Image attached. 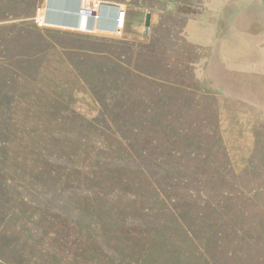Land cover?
<instances>
[{
  "label": "rangeland",
  "instance_id": "1",
  "mask_svg": "<svg viewBox=\"0 0 264 264\" xmlns=\"http://www.w3.org/2000/svg\"><path fill=\"white\" fill-rule=\"evenodd\" d=\"M105 1L173 8L125 41L0 0V264H264V78L198 32L225 0ZM261 23L246 66L264 65Z\"/></svg>",
  "mask_w": 264,
  "mask_h": 264
},
{
  "label": "crops",
  "instance_id": "2",
  "mask_svg": "<svg viewBox=\"0 0 264 264\" xmlns=\"http://www.w3.org/2000/svg\"><path fill=\"white\" fill-rule=\"evenodd\" d=\"M46 2V7L42 13L43 24L54 29L75 31V29L58 28L52 25L56 21H59L60 18L63 19V17L65 19H69L70 17V19H75L72 13L78 11L79 2L77 0H46ZM53 3H56V6ZM106 4L117 5L126 11L125 24L121 37H117L113 33L116 11L114 8L108 6L100 9L99 22L96 21L93 26H90L93 32L88 34L98 37L122 38L125 41H131L141 33H144L147 15H149L148 27L151 29L152 27L154 28V25L158 22L161 15L166 13L171 14L170 11L173 8L170 2H164L163 10L149 6L144 7L141 4L130 7L112 1H106ZM64 8H67V14L71 15L70 17L65 16L66 13H64V16L61 15L65 11ZM240 8L248 10L250 21L244 20L243 24L236 23V18L239 17L237 16L238 12L236 10ZM205 9L206 11L202 12L200 20L198 21L200 24L198 32L200 29L203 47L210 48L212 51L215 50L214 56H220L226 59V62L230 63V65L239 63L244 67H248V72L251 73L253 71V75H260V78H264V65L258 67L253 64L246 66L244 62L245 58H248L247 55L259 54V49L254 48V44L251 42L252 40L246 37L245 30H247V26H259L262 24L264 0H225V2H222L220 8L211 6V8L206 7ZM251 14H253V18ZM237 26H242V29L236 28Z\"/></svg>",
  "mask_w": 264,
  "mask_h": 264
},
{
  "label": "built area",
  "instance_id": "3",
  "mask_svg": "<svg viewBox=\"0 0 264 264\" xmlns=\"http://www.w3.org/2000/svg\"><path fill=\"white\" fill-rule=\"evenodd\" d=\"M80 7V18L83 19V25L81 30H76L78 32L92 33L93 30L90 26H93L96 21L99 20L100 9L104 6L112 7L116 11L114 30L113 33L117 37H121L123 26L125 24L126 11L123 8L115 5L106 4L105 0H77ZM38 18V16H37ZM40 23V21H39ZM41 24V23H40ZM150 28L145 27V32L148 34Z\"/></svg>",
  "mask_w": 264,
  "mask_h": 264
},
{
  "label": "trees",
  "instance_id": "4",
  "mask_svg": "<svg viewBox=\"0 0 264 264\" xmlns=\"http://www.w3.org/2000/svg\"><path fill=\"white\" fill-rule=\"evenodd\" d=\"M116 123H117V121H116ZM126 137H128L129 139H131L132 141H135V139H136V136L135 135H133V134H131V133H128V135L126 136ZM141 141H142V139H141ZM144 141V140H143ZM127 160V159H126ZM126 160H124L123 161V163L124 162H126ZM131 160V164L133 165L134 163H133V161H132V159H130ZM129 160V161H130ZM129 161H127V162H129ZM128 166H130L131 167V165H128ZM114 167V166H113ZM112 169V170H111ZM111 169H109L108 170V168H105L104 170H102L101 172H100V174L102 173V175H104V176H106L107 178V180L111 183L110 184V188L111 189H113V190H116V191H118V190H120V189H122L123 188V186H126V184H127V182H125V179H124V174H127V172L126 171H124V170H122V168H120L121 170H115V169H113V168H111ZM4 170V169H3ZM112 171H114V172H112ZM6 182H7V179H6V177H4V171H0V190H6ZM157 187V186H156ZM51 196H58V194H52ZM50 196V197H51ZM8 200H6V199H3L2 200V202H3V204L5 203V205H6V202H7ZM61 201H59V203H60ZM61 204V203H60ZM63 205V204H62ZM113 207V206H112ZM112 210H111V212H110V216L109 217H107V220L110 222V220H111V218H112V216H113V211H114V209L113 208H111ZM115 215V214H114ZM116 224H103V225H108V226H110L111 228H114V227H116V226H118V223L117 222H115ZM106 228H108V227H106ZM108 231H111L112 229H107ZM95 257H97L96 255H95Z\"/></svg>",
  "mask_w": 264,
  "mask_h": 264
},
{
  "label": "bare ground",
  "instance_id": "5",
  "mask_svg": "<svg viewBox=\"0 0 264 264\" xmlns=\"http://www.w3.org/2000/svg\"><path fill=\"white\" fill-rule=\"evenodd\" d=\"M47 4V3H46ZM46 4H45V7H46ZM52 4V3H51ZM55 6H56V3H53ZM45 7H44V9H45ZM58 7H60V6H58ZM57 7V8H58ZM78 7V6H77ZM65 9V11L63 12V14H61L62 16H64V13H66L65 14V16H71V15H69V14H67L68 13V11L66 10L67 8H64ZM62 10V9H61ZM59 11H60V9H59ZM80 7L78 8V11L76 12H73L72 14H74V15H72L73 17H75V19L73 18V19H65L64 17H63V19H59V21H56V23H54L52 26L53 27H58V28H64V29H75V30H81L82 28H81V26L83 25L82 23H83V19L82 18H80ZM78 17H77V16ZM42 20V19H41ZM99 22V21H98ZM41 23V22H40ZM102 26V25H101Z\"/></svg>",
  "mask_w": 264,
  "mask_h": 264
},
{
  "label": "water",
  "instance_id": "6",
  "mask_svg": "<svg viewBox=\"0 0 264 264\" xmlns=\"http://www.w3.org/2000/svg\"><path fill=\"white\" fill-rule=\"evenodd\" d=\"M148 25H149V15H147L145 19V26L148 27Z\"/></svg>",
  "mask_w": 264,
  "mask_h": 264
}]
</instances>
